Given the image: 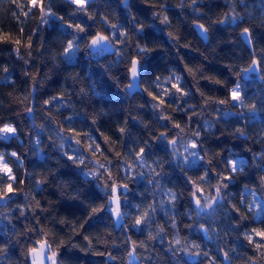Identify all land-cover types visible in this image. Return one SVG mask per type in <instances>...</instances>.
<instances>
[{
    "label": "trees",
    "instance_id": "1",
    "mask_svg": "<svg viewBox=\"0 0 264 264\" xmlns=\"http://www.w3.org/2000/svg\"><path fill=\"white\" fill-rule=\"evenodd\" d=\"M42 4L43 13L31 0H0V36L9 37L0 40V128L16 129L0 136L15 177L0 172V190L13 188L0 207V264H30L42 241L57 264H132L129 253L137 264H264V0ZM97 34L115 54L90 52ZM134 58L142 92L130 95ZM255 59L261 79L245 80ZM177 76L188 95L171 87ZM179 138L197 144L198 163L176 158ZM232 161L243 165L232 171ZM113 185L126 213L119 227ZM195 197L211 207L201 212Z\"/></svg>",
    "mask_w": 264,
    "mask_h": 264
},
{
    "label": "snow or ice",
    "instance_id": "2",
    "mask_svg": "<svg viewBox=\"0 0 264 264\" xmlns=\"http://www.w3.org/2000/svg\"><path fill=\"white\" fill-rule=\"evenodd\" d=\"M72 2L76 5L79 6V10H85V6L86 4H88L90 2V0H72ZM193 3H195V0H193ZM31 4L33 7H36V6H40L41 8V12L43 13L44 9H43V4H42V0H31ZM25 15H27V13H25ZM236 16L233 15L232 19L233 21L236 20ZM165 23H167V18H165ZM72 27H75L79 32H83L85 31V29L79 25V24H76V25H72ZM113 28H115L116 26L113 25L112 26ZM198 27L203 31V33H207V28H205V26L203 24H200L198 25ZM22 31V30H21ZM249 33V29L248 28H244L243 29V33L246 37H247V34ZM121 36L125 35V33L121 32L120 33ZM9 37L7 35H4V36H0V40H8ZM109 40V37L108 36H102V35H99L97 34L96 36H93L92 39H91V45L90 47H95L97 45H101L102 42H105V41H108ZM14 43L16 44H19L20 41L17 39L14 41ZM75 47L74 45V42L73 41H68V45L67 47L65 48V53H69V51L71 49H73ZM146 50L141 48L140 49V52L143 53L145 52ZM257 63V61L253 60L252 64L255 65ZM140 69H141V65L139 63V61L137 59H132L131 61V67H130V72H131V76L133 79H136L140 73ZM250 69H245L244 71L247 72L249 71ZM5 71H7V69H5ZM158 79V78H157ZM169 79H172L171 77ZM177 83H174L171 85L172 88H175L176 91L178 93H181L182 95H188V93L184 92V90L182 88L179 87V80H180V77H175ZM128 87H132V85H129ZM149 95H152V93H149ZM165 95H167V93H165ZM231 98L232 100H240L241 99V96H240V86L239 84H237L235 87H233L231 89ZM53 100L56 99L55 97L52 98ZM154 99H159V97H154ZM51 101H48L46 100L45 101V104H48L50 103ZM165 101L163 99H159V105H162L164 104ZM220 103H225V101H220ZM159 105H154L156 107H159ZM254 107V106H253ZM29 112H31L32 110L31 109H28ZM177 128L180 127V125H176ZM69 131H72L71 129ZM121 131H123V129H121ZM238 131L243 134V130L242 129H238ZM16 132V129L14 127H11L9 125H4L2 128H0V133H15ZM166 134L164 133H161V137L165 136ZM196 135L198 136L199 133H196ZM37 143H39V141H37ZM77 143H79V140H77ZM171 143H175V141H171ZM192 148H196L198 147L197 144L195 142L192 143ZM97 149L99 148V145L96 146ZM144 149L141 148L140 149V153H143ZM12 156H17V153L15 152H12L11 153ZM139 155V153H138ZM192 156H196L197 154L195 152L191 153ZM69 159H75L74 157H69ZM83 161H81L82 163ZM231 164V167H232V171H237V162L236 161H232L230 162ZM239 165L242 167L243 165V161H240L239 162ZM101 167H103V165H101ZM0 172H3V173H11V169L8 167L7 163L4 162V158L3 156H0ZM9 179L10 180H14L15 177L13 176H9ZM124 187L126 188L127 185H124ZM226 187V185H225ZM112 191L115 193L117 191V187L115 185L112 186ZM13 192V188H12V184L9 183L7 185L4 186L3 190H0V200H3L5 198H9V194ZM217 192H219V188H217ZM197 193L196 192H193V196H196ZM114 200H117L116 197H113ZM173 199H175V197H173ZM213 201L215 200V197L212 198ZM195 203L197 206H200L201 205V201L199 198H197L195 200ZM204 207H211V205H204ZM100 209H93V212H96V211H99ZM114 211L119 215V206H118V200H117V207L114 209ZM148 214L145 213L144 216H141V217H138L136 220H135V224L136 225H140L142 223V221L144 220V217H146ZM163 229H161L162 231ZM253 231H256V230H253ZM256 235L260 236L262 239H264V231H259V232H256ZM152 238V237H150ZM249 241L252 240V237L249 236L248 237ZM135 243V242H133ZM46 246V242L45 243H42L39 247V249L37 248H32L30 249L31 253L33 254V261L35 262V259L38 255H41L43 252H44V248ZM257 247H264V245H261V244H257ZM56 253L53 252L52 253V256L51 257H48L49 260H51L52 264H56L55 262V257ZM132 253H129V256H131ZM225 257H227V253H225Z\"/></svg>",
    "mask_w": 264,
    "mask_h": 264
},
{
    "label": "water",
    "instance_id": "3",
    "mask_svg": "<svg viewBox=\"0 0 264 264\" xmlns=\"http://www.w3.org/2000/svg\"><path fill=\"white\" fill-rule=\"evenodd\" d=\"M198 25H200V23H196L194 25L198 35L201 38H203L204 40H207L208 39L207 33H203V31L198 27ZM99 35L105 36L103 34H99ZM91 39L89 41V50H90L91 53L95 54V53H101L102 52L103 54H107V55L115 54L116 47H115V44L111 41L110 38H109L108 41L102 42L101 45H97L95 47H90ZM243 40L252 49V39H251L250 32L247 34V37L243 34ZM134 59L138 60V58H134ZM255 61H257V59H255ZM139 63H140V61H139ZM249 69L250 70L245 72V74L243 76L245 80L250 79L252 77V75L256 76L258 79H261V70H260V66H259L258 61H257V63L255 65L252 64ZM129 76H130V84L129 85H132V87H128L127 88L128 93L130 95H133L134 93L142 92L141 69H140V73H139V75H138V77L136 79L132 78L130 71H129ZM126 192H127V188L124 187V193H126ZM113 197H116L117 200H118L119 215L114 211V209L117 207V200L112 199V207H113L112 216H113V218L115 220L116 227H119V226H121V225H123L125 223V219H124V214L122 212V205H121L119 194L116 193V194H114ZM10 199H11V196L9 195V198H5L3 200H0V207L6 205ZM203 235H204V237L206 239L209 238L208 230L206 228L203 231ZM45 242H46V246L44 248V252L41 255H38L36 257L35 262L33 261V254L30 252V254H29V262H30V264H48L49 263L48 257H50V253L52 252L51 245L47 241H42V242H39L37 244L36 248L39 249L40 245L42 243H45ZM55 262L57 264L56 260H55ZM138 262H139V260H138L137 256L135 254H132L131 258H130V263L137 264Z\"/></svg>",
    "mask_w": 264,
    "mask_h": 264
},
{
    "label": "rangeland",
    "instance_id": "4",
    "mask_svg": "<svg viewBox=\"0 0 264 264\" xmlns=\"http://www.w3.org/2000/svg\"><path fill=\"white\" fill-rule=\"evenodd\" d=\"M233 101L235 104H238L239 106H241V99L240 100H233ZM9 126H11V125H9ZM14 134L15 133H0V136L3 139H9ZM192 143H193V141L189 138L188 139L179 138V139L175 140V143H172V145L174 146V149H175L176 156H177L176 158H180L182 160V162L187 164V165H194V164L198 163V161L201 158V155L198 153L197 149L192 148V146H191ZM193 152H195L197 154L195 157L191 155V153H193ZM0 156H2V155L0 154ZM4 162L7 163L5 160H4ZM238 165H239V161L237 162V166ZM8 167H9V165H8ZM8 175L12 176V172L10 174L8 173ZM118 192H119V189H117V191L115 193H118ZM195 199H197V197H195ZM208 203L209 202L206 201V204H208ZM204 205L205 204L201 202V205L200 206L196 205V207L198 209H200L201 212L206 211V207H204ZM112 211H113V209H112ZM123 214H126L124 209H123ZM52 253H53V251L50 253V257L52 256ZM54 259L57 260L56 255H55ZM49 264H52L51 260H49Z\"/></svg>",
    "mask_w": 264,
    "mask_h": 264
}]
</instances>
